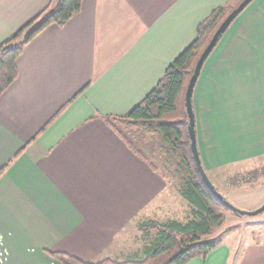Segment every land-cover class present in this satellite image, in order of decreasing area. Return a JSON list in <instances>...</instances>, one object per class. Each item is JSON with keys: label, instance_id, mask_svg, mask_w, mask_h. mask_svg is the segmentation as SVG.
<instances>
[{"label": "crops", "instance_id": "obj_1", "mask_svg": "<svg viewBox=\"0 0 264 264\" xmlns=\"http://www.w3.org/2000/svg\"><path fill=\"white\" fill-rule=\"evenodd\" d=\"M59 1L0 0V44ZM233 1L83 0L69 22L46 28L25 47L18 79L0 98V170L7 166L0 177V235L7 264H61L48 252L86 263L139 261L157 238L143 229L184 222L153 158L155 133L117 125L130 130L124 134L137 155L108 119L142 103L199 26ZM193 109L206 173L258 179L264 0L245 9L205 61ZM226 237L206 259L188 264H264L263 226Z\"/></svg>", "mask_w": 264, "mask_h": 264}, {"label": "trees", "instance_id": "obj_2", "mask_svg": "<svg viewBox=\"0 0 264 264\" xmlns=\"http://www.w3.org/2000/svg\"><path fill=\"white\" fill-rule=\"evenodd\" d=\"M82 2L60 0L0 44V98L18 79L17 62L25 47L46 28L64 26L80 12ZM228 6L215 10L199 26L195 41L168 67L157 88L142 103L134 106L125 117L108 119L109 126L125 139L137 155H140L139 151L117 125L140 127L149 133L161 135L181 158L187 176L182 196L190 205L191 218L186 222L152 223L143 229L148 235L156 234L157 238L146 249L145 258L139 261L117 262L106 259L98 263H86L65 252H48L54 260L61 264H188L195 258L206 259L215 250L217 243L207 236L224 224L225 211H234L226 208L211 193L196 167L184 95L202 53L237 7L232 9ZM6 169L7 166L0 170V177ZM254 178L256 176L253 175Z\"/></svg>", "mask_w": 264, "mask_h": 264}, {"label": "rangeland", "instance_id": "obj_3", "mask_svg": "<svg viewBox=\"0 0 264 264\" xmlns=\"http://www.w3.org/2000/svg\"><path fill=\"white\" fill-rule=\"evenodd\" d=\"M242 1L243 0H234L228 7L233 9ZM124 131L125 130L123 129V132ZM129 131H125L127 135L129 134ZM144 131L147 132L146 130ZM147 133L152 134L149 132ZM155 137H157L158 140H155L154 146L159 144V148L158 151L154 153V161L159 166L162 173L169 179L171 189L174 192V202L179 209L182 210V215L179 216H181V218L184 219V222H186L191 218L189 206L182 196V190L187 177L186 166L181 158L174 153L172 148L167 145L161 135L155 133ZM258 173L260 176L256 180H253L252 177L246 173H244V176L238 175L234 180L232 177H229L228 181L226 180L230 175L224 171L215 173L208 172L207 175L218 192L229 203L243 212L253 213L258 211L264 205V168L259 170ZM262 226L264 227V213L255 217H250L247 215H239L227 210L225 211L224 224L215 229L211 235L207 236V238L214 240L218 246V244L227 240L226 232L235 231V233H242L243 231L248 230L253 234Z\"/></svg>", "mask_w": 264, "mask_h": 264}, {"label": "water", "instance_id": "obj_4", "mask_svg": "<svg viewBox=\"0 0 264 264\" xmlns=\"http://www.w3.org/2000/svg\"><path fill=\"white\" fill-rule=\"evenodd\" d=\"M255 0H243L227 17V19L223 22V24L220 26L218 31L215 33L214 37L212 38L210 44L207 46L205 51L202 53L200 59L198 60L194 73L192 77L190 78V81L187 86L186 94H185V105H186V111L188 115V132L189 137L191 141V151L193 154L194 162L196 164V167L205 183V185L208 187V189L211 191V193L228 209L234 211L235 213L239 215H247L250 217L258 216L262 213H264V205L261 207L258 211L253 213H246L243 212L236 207H234L231 203H229L215 188V186L212 184L211 180L209 179L205 169L203 168L202 161L199 155V150L197 146V135H196V125H195V114L193 109V92L196 86V83L199 79L202 67L205 63V61L208 59L210 54L213 52L223 35L226 33V31L229 29L231 24L245 11V9Z\"/></svg>", "mask_w": 264, "mask_h": 264}, {"label": "built area", "instance_id": "obj_5", "mask_svg": "<svg viewBox=\"0 0 264 264\" xmlns=\"http://www.w3.org/2000/svg\"><path fill=\"white\" fill-rule=\"evenodd\" d=\"M2 240H3V237L0 235V263L1 264H7L9 253L3 247Z\"/></svg>", "mask_w": 264, "mask_h": 264}]
</instances>
